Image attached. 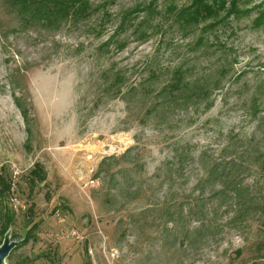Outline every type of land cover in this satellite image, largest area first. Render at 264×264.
<instances>
[{"label": "rangeland", "instance_id": "obj_1", "mask_svg": "<svg viewBox=\"0 0 264 264\" xmlns=\"http://www.w3.org/2000/svg\"><path fill=\"white\" fill-rule=\"evenodd\" d=\"M91 2H112L113 21L101 35L100 13L59 32L21 31L0 0V176L26 204L13 213L12 191L3 200L15 214L5 237L20 243L5 264H264V0ZM153 2L160 31L145 43L125 33L128 48L113 60L137 81L159 70L148 92L183 68L187 82L209 87V99L164 95L153 113L155 94L142 102L129 97L128 105L106 99L89 115L101 71L114 62L100 59L98 46L122 13ZM196 9L203 17L185 34L170 11ZM221 68L226 76L217 85ZM15 95L26 102L30 130ZM36 166L42 181L30 177ZM210 170L218 172L216 183L206 177ZM227 180L242 185L260 210L198 242L190 208L200 200L205 218L228 222L234 213L222 206L230 208L233 196L221 198ZM169 196L183 214L166 225L161 210ZM236 249L244 252L240 260Z\"/></svg>", "mask_w": 264, "mask_h": 264}, {"label": "trees", "instance_id": "obj_2", "mask_svg": "<svg viewBox=\"0 0 264 264\" xmlns=\"http://www.w3.org/2000/svg\"><path fill=\"white\" fill-rule=\"evenodd\" d=\"M4 5L9 10L10 13L14 14L16 18L20 21L21 31H38L40 29L49 32H59L66 25H79L86 23L92 19L96 14L100 13L99 25L96 26L101 31L98 35L104 31V28L108 23H111L112 14H110L108 7L112 2H104L100 6H95L91 0H3ZM202 4L204 2H201ZM210 8L208 9V11ZM201 11L196 9L195 11L184 10L177 11L171 10V17H173L176 25L180 26L181 30L186 33L195 30V24L201 21ZM187 14V15H186ZM161 15L155 3H151L148 6L135 7L121 14L119 22L116 24L113 34L108 37V39L101 43L97 48V56L100 59L113 60L116 55L124 53L128 48V39L121 38L122 35L133 30L132 33L136 36L135 41L140 43H145L149 41L160 28H162V23L154 24L156 17ZM154 22V23H153ZM103 34V33H102ZM111 57V58H110ZM111 66L103 68L101 71V76L99 80L101 81V88L97 99L95 101L93 108L89 115H92L96 110H98L105 100H115L121 98L127 105L130 100L129 97H140V102L144 98H149L152 94H155V101L152 102L150 107H148L149 113L157 111L159 107L163 106H153L155 103L160 101L161 96L165 95V99H173L175 102L182 98L184 102L189 100L197 101L198 103H203L207 101L210 96L209 87L199 85V81L191 83L187 82L186 75L183 68H177L171 74L170 79L166 82L161 90L158 92H148L146 89L152 87L153 82L160 79L161 72L159 70H152L150 75L145 79L133 80V74L130 72L128 66H120L119 62L113 60ZM220 75L216 80L217 85L221 83L223 77H225L226 72L223 68L220 70ZM11 84L16 89V84L13 80H10ZM152 84V85H151ZM217 88L219 86H216ZM142 89V91H141ZM145 91V92H144ZM15 105L19 109L21 115L23 116L28 130H30V123L28 119V108L24 98L21 96L14 97ZM107 101V100H106ZM145 119V118H143ZM262 170L264 171V155H262ZM218 172L216 170H210L207 172L206 177L209 181L216 183L219 181L217 179ZM30 177L33 180L42 181L45 177L43 172L35 167V169L30 173ZM205 179H201L198 185L202 184ZM220 183V182H219ZM242 185H238L235 180H227L226 182H221V192L222 200L229 194L233 196L230 208H227L226 204L222 206L225 208L227 213L233 211L234 216L228 219V222L219 224L216 221V214L211 218H205L204 215H209V213L204 212L205 205L200 200H197L194 206H191L189 211V217H196L198 225L194 227V233L196 235V241L203 239L204 233H211L212 236H218L220 232L227 226L236 228L240 226L241 222H248L253 214H256L260 208L259 203L254 199H250L247 196V192L242 188ZM12 188V183L2 176H0V245L4 241L5 234L9 231L12 218L15 214L11 213L10 210L4 205V199L9 195ZM192 205V204H191ZM235 207V208H234ZM231 209V210H229ZM6 211V213H4ZM163 221L166 225L169 223H177L178 217L183 214V208L180 207L176 197L169 196L164 201L163 204ZM202 214V216H199ZM195 242L191 243L194 244ZM262 247L259 246V251ZM234 260H240L243 256L242 249H236L233 251ZM253 264H257L254 262Z\"/></svg>", "mask_w": 264, "mask_h": 264}, {"label": "water", "instance_id": "obj_3", "mask_svg": "<svg viewBox=\"0 0 264 264\" xmlns=\"http://www.w3.org/2000/svg\"><path fill=\"white\" fill-rule=\"evenodd\" d=\"M19 245L20 243L12 242L11 238L6 236L0 246V264H5V260L9 256L10 252Z\"/></svg>", "mask_w": 264, "mask_h": 264}, {"label": "built area", "instance_id": "obj_4", "mask_svg": "<svg viewBox=\"0 0 264 264\" xmlns=\"http://www.w3.org/2000/svg\"><path fill=\"white\" fill-rule=\"evenodd\" d=\"M11 198H10V207H11V211H13V213H19L22 212L24 210H26V204H24L23 202H21L19 200V198L16 196L15 194V189L11 188ZM73 235H76L75 232L72 233Z\"/></svg>", "mask_w": 264, "mask_h": 264}]
</instances>
